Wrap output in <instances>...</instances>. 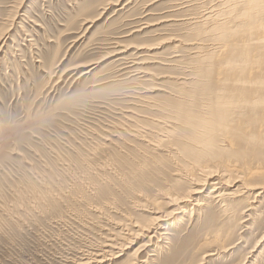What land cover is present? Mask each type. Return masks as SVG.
<instances>
[{"label":"rangeland","instance_id":"rangeland-1","mask_svg":"<svg viewBox=\"0 0 264 264\" xmlns=\"http://www.w3.org/2000/svg\"><path fill=\"white\" fill-rule=\"evenodd\" d=\"M1 35L0 264H264V197L168 206L148 143L177 89L264 87V0H0Z\"/></svg>","mask_w":264,"mask_h":264},{"label":"bare ground","instance_id":"bare-ground-1","mask_svg":"<svg viewBox=\"0 0 264 264\" xmlns=\"http://www.w3.org/2000/svg\"><path fill=\"white\" fill-rule=\"evenodd\" d=\"M3 39L5 38L1 35L0 43ZM176 93L175 100L161 107V113L169 123L168 134L154 135L153 139L150 138L152 141L148 142L153 149L163 148L167 155L171 156L173 172L177 175L174 182L178 185L181 183L191 185V187L186 185L188 188L180 192L181 194L166 193L164 196L169 195L165 199L171 204L168 206L195 201L194 197L201 195L211 180H215V184H210L213 186L207 193L212 196L207 194L196 200L193 203V206L197 207L196 210L206 207L205 199L210 197L216 204L221 205L226 215L229 208L225 203L226 198L234 199L238 197L235 195L242 193L246 195L245 198L251 196L253 200L264 197V87L252 91L235 85L225 88L190 87L177 89ZM50 174L49 178L53 179V173ZM49 182L50 185L52 181ZM222 186L234 188L233 193L229 192L230 189L223 190ZM251 208L252 206L244 207V212ZM161 209L160 205L158 211L152 212L153 217L149 218V221L146 220L142 227L139 226L140 229L137 230L141 232V236L144 234L147 239L156 235L165 238L162 222L170 216L174 221L173 215H176V212H160ZM179 209L177 207L173 210ZM260 217L264 219V212ZM138 232L135 235L139 236ZM127 239L129 240L128 237ZM144 246L146 245H143V249Z\"/></svg>","mask_w":264,"mask_h":264}]
</instances>
